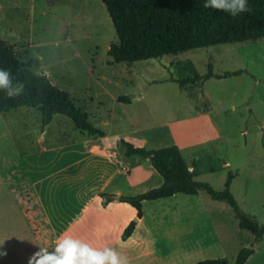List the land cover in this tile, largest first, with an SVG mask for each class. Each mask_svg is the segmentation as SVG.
Segmentation results:
<instances>
[{
  "label": "rangeland",
  "instance_id": "374dc122",
  "mask_svg": "<svg viewBox=\"0 0 264 264\" xmlns=\"http://www.w3.org/2000/svg\"><path fill=\"white\" fill-rule=\"evenodd\" d=\"M31 3L36 11L27 13V25L17 23L13 16H0V38L31 67L37 63L33 52L40 53L51 80L69 91L95 126L108 132L101 142L110 148L111 155L115 152L113 165H125L126 174L134 180L144 178L142 184L126 187V195L158 187L163 178L146 156L126 155L119 137L146 149L178 145L193 166L195 178L215 190H224L233 172L229 188L239 207L264 227V38L134 62H113L109 49L118 36L102 0ZM0 6L7 14L14 12L10 0H0ZM210 62L216 74L236 70L241 73L184 87L171 81L204 74ZM121 95L133 100L121 102ZM28 116L40 118L42 114L30 106L0 111L2 181L29 178L23 152L34 135L31 130L37 127L33 117ZM87 138L91 135L80 130L83 156ZM68 157L65 155V162ZM105 163L100 157L82 158V206L97 189L92 188V183L108 177L110 169ZM119 179L114 177L112 184ZM133 220L138 226L134 239L144 240L138 247L131 248L122 241L123 234L114 232L90 237L80 230L75 237L94 247L114 248L127 258L128 264L136 255L144 264L152 260L149 264H194L214 258L233 264L246 246L254 250L246 264H264V235L257 239L252 231L240 227L233 207L227 201L214 199L205 189L197 194L177 193L146 200L143 220ZM69 235L74 236L73 231ZM4 252L7 255L9 249Z\"/></svg>",
  "mask_w": 264,
  "mask_h": 264
},
{
  "label": "trees",
  "instance_id": "16d2710c",
  "mask_svg": "<svg viewBox=\"0 0 264 264\" xmlns=\"http://www.w3.org/2000/svg\"><path fill=\"white\" fill-rule=\"evenodd\" d=\"M113 21L118 40L111 43L109 54L113 62H134L158 58L170 53H179L194 48L224 43L256 41L264 38V0H247L249 11L235 16L226 11L206 8L205 0H102ZM0 68L9 70L15 79L26 84L25 94L7 98L0 91V111H10L21 106L37 108L42 114L43 127L53 116L61 113L69 116L76 126L90 135H105L95 126L87 113L76 105L69 91L60 88L48 78L32 76L31 66L24 64L13 46L0 39ZM241 72L226 71L216 74L210 62L204 74L195 73L180 79H171L181 87L198 84L212 77L223 78ZM15 82V81H14ZM118 100L131 102L128 95ZM128 156L140 154L149 157L152 166L160 173V186L136 195H123L121 200L131 204L137 217L143 216V203L173 196L177 193L197 194L205 189L214 199L227 201L234 209L240 227L252 231L257 239L263 238L264 227L239 207L230 191L229 178L224 190H215L210 184L197 180L195 171L184 158L178 145L146 149L122 140ZM135 228L134 220L124 229L123 238L129 237ZM252 247H243L233 264H246L253 253ZM194 264H227L219 258L204 259Z\"/></svg>",
  "mask_w": 264,
  "mask_h": 264
},
{
  "label": "crops",
  "instance_id": "0c3cea01",
  "mask_svg": "<svg viewBox=\"0 0 264 264\" xmlns=\"http://www.w3.org/2000/svg\"><path fill=\"white\" fill-rule=\"evenodd\" d=\"M10 3L14 12L7 14L5 7L0 6L2 19L13 16L17 23L27 25L24 20L26 15L36 11L31 0L30 4H27V0H10ZM31 38L33 39L32 36ZM58 114L44 127L42 116H28L33 117L37 127L31 130L34 135L26 142L23 152V165L29 178L19 181L8 179L5 182L0 180V185H6V188L0 187V253L9 249L7 255L0 254V264H28L29 257L39 246L51 248L58 236L69 235L71 231L74 233L73 237L80 230L88 232L90 237L113 232L121 235L137 217L136 209L121 200V196L126 195V187H132L139 182L142 184L144 178L136 177L134 180L126 174L128 168L125 165H113L117 158L115 152L114 156L111 155L110 148L101 142L108 136L106 130L103 136L97 135V138L96 135H91V138H87V150H84L86 156L81 155L80 129L69 116H56ZM123 139L126 140L123 137L118 138L121 143ZM60 149L63 151H59ZM67 154L69 157L65 162ZM47 155L53 157L48 158ZM91 157L104 160L110 173L104 180L92 183V188L97 189L82 206L80 163L82 158ZM147 159L150 161L149 157ZM192 167L190 166L191 169ZM116 176H120V179L112 184ZM114 194L119 197L113 198ZM142 220L143 216L138 217L136 222ZM137 229L138 226L135 225L130 237H121L125 244L132 245L131 248L144 243L142 238L134 239ZM138 257L131 256V264H144L138 261Z\"/></svg>",
  "mask_w": 264,
  "mask_h": 264
},
{
  "label": "clouds",
  "instance_id": "9594fccd",
  "mask_svg": "<svg viewBox=\"0 0 264 264\" xmlns=\"http://www.w3.org/2000/svg\"><path fill=\"white\" fill-rule=\"evenodd\" d=\"M204 6L226 11L233 16L249 11L247 0H205ZM32 55L37 61L31 67L32 76L48 78L50 72L42 55L38 52H33ZM25 90L23 80L15 79L9 70L0 68V91L7 98L20 97L25 94ZM28 264H128V260L112 247H94L82 239L61 234L51 248L39 246L29 257Z\"/></svg>",
  "mask_w": 264,
  "mask_h": 264
},
{
  "label": "water",
  "instance_id": "95a60500",
  "mask_svg": "<svg viewBox=\"0 0 264 264\" xmlns=\"http://www.w3.org/2000/svg\"><path fill=\"white\" fill-rule=\"evenodd\" d=\"M112 197H113V198H118L119 195H118V194H114ZM135 220L137 221V220H138V217H135Z\"/></svg>",
  "mask_w": 264,
  "mask_h": 264
}]
</instances>
